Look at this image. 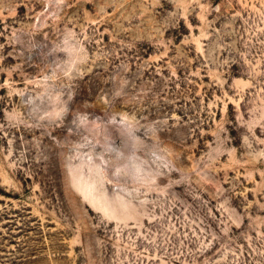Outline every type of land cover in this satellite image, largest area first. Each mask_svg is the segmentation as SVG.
Instances as JSON below:
<instances>
[{"label": "rangeland", "instance_id": "374dc122", "mask_svg": "<svg viewBox=\"0 0 264 264\" xmlns=\"http://www.w3.org/2000/svg\"><path fill=\"white\" fill-rule=\"evenodd\" d=\"M0 264H264V0H0Z\"/></svg>", "mask_w": 264, "mask_h": 264}]
</instances>
